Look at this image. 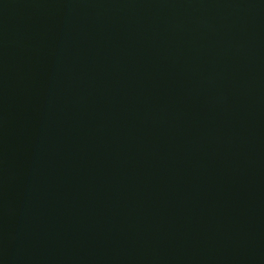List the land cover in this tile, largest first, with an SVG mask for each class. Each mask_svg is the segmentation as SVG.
Returning <instances> with one entry per match:
<instances>
[{
  "label": "water",
  "instance_id": "1",
  "mask_svg": "<svg viewBox=\"0 0 264 264\" xmlns=\"http://www.w3.org/2000/svg\"><path fill=\"white\" fill-rule=\"evenodd\" d=\"M0 264H264V0H0Z\"/></svg>",
  "mask_w": 264,
  "mask_h": 264
}]
</instances>
